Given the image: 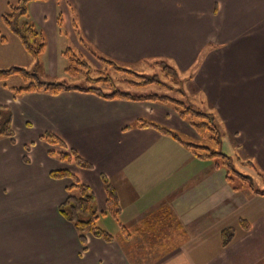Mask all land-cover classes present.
<instances>
[{"label":"crops","instance_id":"crops-1","mask_svg":"<svg viewBox=\"0 0 264 264\" xmlns=\"http://www.w3.org/2000/svg\"><path fill=\"white\" fill-rule=\"evenodd\" d=\"M27 12L44 37L45 77L67 74L68 38L127 70L169 64L188 78L182 96L215 118L220 151L264 182V0H42ZM21 85L0 84L14 131L13 140L0 139V264H264V196L230 184L214 159L196 157L184 143L199 138L173 106L80 91L15 97L9 88ZM140 119L184 143L138 127ZM46 132L66 149L41 141ZM66 150L91 168L58 160ZM58 171L92 191L97 225L112 242L87 234L83 250L58 212L72 183L50 176ZM104 179L117 194V220L106 213Z\"/></svg>","mask_w":264,"mask_h":264},{"label":"trees","instance_id":"trees-1","mask_svg":"<svg viewBox=\"0 0 264 264\" xmlns=\"http://www.w3.org/2000/svg\"><path fill=\"white\" fill-rule=\"evenodd\" d=\"M31 1L42 0H18L15 3H8L7 10L1 15V23L13 36L19 40L23 50L31 58L37 60L39 57H41L44 51L45 41L43 35L38 30H36L34 24L29 20L27 4ZM0 42L2 44L6 43V38L1 34V31ZM63 55L69 61V66L66 69V73L70 76L74 77L76 73L81 75L85 74V71L83 72L82 70L75 69L73 64L77 63L81 67H87L88 69L86 70V73L90 69V66L85 62L79 61L77 56L70 49L66 50ZM97 59L99 62L111 66L116 71L127 74L130 76V78H134V80L124 79L122 81L124 83L131 85H140L139 83H141V81H143L142 83H157L156 80L144 77L143 75L134 71L127 70L111 60L100 57ZM168 69L173 74H176V71L172 67H169ZM94 73H96L98 76L102 74L100 71H94ZM98 76L96 79H92L89 74L86 78V81L90 84H109L108 86L103 87L110 88V90H112L110 93H105L102 91V89L94 86L80 87L68 84L66 82L40 81L33 72L19 67H9L6 69L0 68V84L12 77H17L21 81L22 85L20 87L9 88V91L15 97L25 93L43 92L51 96H56L65 91H80L91 93L105 100L149 101L173 106L179 117L188 123V125L196 132L199 140L201 142L209 141L211 144L210 146L184 143L180 140L176 132L144 119L138 120L137 126L154 128L160 134L171 137L182 144L184 143V145L189 147L192 150V153L199 159H214L220 164L221 167L225 169L227 180L230 184H234V182H236L237 186H246L255 193L264 196V191H255L253 189V182L250 177L242 175L234 168L233 163H235V161L219 150L220 144L222 142V134L215 121V118L210 113L202 112L198 109H195L191 105H187L185 101L174 99L168 95L151 93L147 95L134 96L130 93L122 92L115 88L114 81L109 76ZM135 78L140 81H136ZM3 86L6 87L5 85ZM178 90L179 91L177 92L181 93L182 95L181 90ZM2 138H9L11 140L14 138L12 115L9 108L5 106H0V139ZM40 140L48 145L59 146L63 149H66L64 143L50 132L44 133L40 137ZM49 155L53 156V153L49 152ZM56 157L58 160L63 162H73L79 168H91L87 162L82 160L72 150H66V153H58ZM238 161L242 165L253 167L250 162H242L239 159ZM50 176L55 179L69 177L72 180L71 185L66 188L67 197L65 201L58 207V212L66 221L73 225L83 250H85L86 247L87 234L102 239L105 242H112L113 237L97 226V222L101 214L96 208V202L92 191L88 187L82 185L67 171L51 172ZM103 183L106 193V213H109L113 219L117 220L120 212L117 194L112 185L107 180L104 179ZM243 226L244 229H247V224H243ZM121 234L123 239L128 237L124 227H121ZM230 235V231L223 232V245H227Z\"/></svg>","mask_w":264,"mask_h":264},{"label":"rangeland","instance_id":"rangeland-1","mask_svg":"<svg viewBox=\"0 0 264 264\" xmlns=\"http://www.w3.org/2000/svg\"><path fill=\"white\" fill-rule=\"evenodd\" d=\"M17 0H0V9H4L6 11L7 4L6 3H15ZM0 28L1 25H0ZM9 32V31H8ZM9 37H7L8 45L6 47H0V68L6 69L9 67H19L26 69L28 71L33 72L40 81L44 82H66L68 84L76 85V86H94L99 89H102L105 93H110L112 90L110 88H104L101 83H88L86 81L87 76L90 74V77L92 79L97 78V74L94 73V71H100L102 74L98 77H107L109 76L114 81V86L118 90L126 93H130L131 95L138 96V95H147L151 93H157L161 95H168L170 97H173L174 99L185 101L186 104L190 105V101L187 100V98L181 95V93H178L177 91L180 90H187V87L189 83H186L188 81V78H183L181 73H172L168 68L170 67L169 64L162 62L152 63L151 67L148 68L147 66H143L140 68L136 67V70H134L136 73H139L143 75L144 77L154 79L157 83H139L140 85H131L122 82L124 79L127 80H134V78H130L129 75L121 73L113 69L111 66L106 65L102 62H99L98 59H96L93 56V53L88 51H81V49H77L75 47V44L72 39L68 38L64 40V46L67 48H70L73 53L77 56V59L81 62H85L90 66V73L89 70L86 73L87 67H81L79 64H73L75 69L85 71V74H77L72 77L69 74H65L63 71L58 74V76L53 77H45L40 72V57L39 59H33L31 58L21 47L19 41L17 38H15L11 33H7ZM10 34V35H9ZM4 35V33H3ZM64 50V49H63ZM10 57V59H9ZM65 62V67L69 66V61L67 58H63ZM169 63V62H168ZM166 64V65H165ZM169 66V67H168ZM50 74V72H49ZM136 79V78H135ZM136 81H140L136 79ZM8 86H17L21 85V81L17 77H12L5 81ZM111 85V84H110ZM171 88V89H170ZM113 89V88H112ZM190 89V85H189ZM194 90V89H193ZM187 100V101H186ZM158 103V102H155ZM161 104V103H159ZM167 105V104H162ZM164 127V126H163ZM167 128V127H166ZM169 129V128H168ZM196 133V132H195ZM197 135V134H196ZM198 137V136H197ZM199 140V139H198ZM195 144V142H194ZM197 145H207L210 146L211 144L209 141L201 142L199 140V143ZM221 146V144H220ZM219 147V146H218ZM220 150V147H219ZM234 168L240 172L242 175H248L253 178V188L254 189H264V182L261 181L260 177L255 176L254 174L251 175V173H247L246 169H243L240 165L237 163H233ZM264 181V180H263ZM98 226V225H97Z\"/></svg>","mask_w":264,"mask_h":264}]
</instances>
